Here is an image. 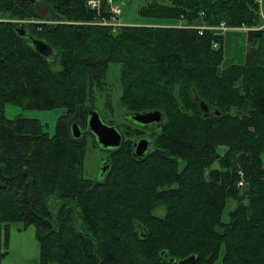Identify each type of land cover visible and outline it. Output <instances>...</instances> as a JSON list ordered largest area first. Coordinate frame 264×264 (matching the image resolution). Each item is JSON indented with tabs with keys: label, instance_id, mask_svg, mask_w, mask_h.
<instances>
[{
	"label": "trees",
	"instance_id": "16d2710c",
	"mask_svg": "<svg viewBox=\"0 0 264 264\" xmlns=\"http://www.w3.org/2000/svg\"><path fill=\"white\" fill-rule=\"evenodd\" d=\"M38 2L0 0V264L12 222L34 224L60 264H264V0L153 1L142 16L185 24L115 30L93 23L87 0ZM23 20L53 53L16 32ZM222 21L249 28L245 64L222 67V34L198 28ZM110 63L121 103L164 119L142 157L122 132L109 171L91 178L81 138L90 108L114 110ZM7 103L63 114L49 134L37 118L6 119Z\"/></svg>",
	"mask_w": 264,
	"mask_h": 264
},
{
	"label": "rangeland",
	"instance_id": "374dc122",
	"mask_svg": "<svg viewBox=\"0 0 264 264\" xmlns=\"http://www.w3.org/2000/svg\"><path fill=\"white\" fill-rule=\"evenodd\" d=\"M153 1L169 2V0H118L122 4L123 14L120 16V20L124 24H149V23H170L173 25H180L182 19H174L171 21H158V19L148 16H142L139 10L142 6H145ZM35 2H38L36 0ZM37 10L42 17L47 18L50 14L54 13L51 6L45 4L42 1L37 3ZM15 20V19H13ZM26 21V20H23ZM248 29L240 27H230L227 31L222 32V67H229L231 65H241L247 62V49H248ZM260 62L264 64V42L261 46ZM56 65H54L55 67ZM107 82L116 88H113V100L114 110L107 112L102 102H99L96 108L100 111L103 120L109 124H118V129L124 132V140L130 141L131 145L136 138L142 133H148L152 135L157 132L159 127L154 126L149 129H144L137 124H132L128 120V116L132 111L127 109L119 100V94H121V83L119 80V66L115 63H110L107 75ZM111 87V86H110ZM102 111V112H101ZM4 114L6 119H15L17 117H31L39 119L44 125L49 134H54L59 117L63 114L62 108L54 109H38L34 107H27L19 103H7L5 106ZM103 114V115H102ZM77 121V120H76ZM80 124V123H79ZM82 127V125L80 124ZM133 126V129H138V133L134 136H127L125 130ZM83 131L85 127H82ZM81 140H86L87 150L84 161V168L82 170L83 175L88 177L97 178L101 177L99 173L98 164L100 159L108 158L109 167L105 171L106 174L110 169V152L104 151L102 147L95 141L94 136L90 133H86ZM134 146V145H133ZM224 149L222 148V151ZM264 162V152L262 153ZM98 168V170H97ZM100 174V175H99ZM236 206L235 201H231L225 216L228 215V210ZM7 254L2 260L1 264H60V262L54 259L51 255H45L42 252L41 244L37 235V227L34 224L25 226L22 222H12L9 230V240L6 247ZM215 264H220V261Z\"/></svg>",
	"mask_w": 264,
	"mask_h": 264
},
{
	"label": "water",
	"instance_id": "95a60500",
	"mask_svg": "<svg viewBox=\"0 0 264 264\" xmlns=\"http://www.w3.org/2000/svg\"><path fill=\"white\" fill-rule=\"evenodd\" d=\"M35 2L36 0H30ZM16 32L23 37H27L35 46V48L40 51L42 54L49 55L53 53V48L43 40L35 38L27 24L23 21L18 22L16 26ZM202 107L207 110V106L202 103ZM128 117H131L133 122H137L141 125L148 126L150 124H157L163 121L164 114L160 110H147L142 112H133ZM71 130L74 137L79 138L83 135V129L80 126L78 121H73L71 124ZM86 131H89L95 135L97 143L100 147L103 148H118L122 145L123 134L118 129L115 124H109L105 122L101 116L100 111L92 107L88 113V121ZM152 141L146 137L137 139L134 143V156L142 157L146 152L151 148ZM109 164L105 163L102 167L99 168V173L104 176L105 171L108 169ZM191 258L181 260L180 264H186ZM171 261H175L174 258H171Z\"/></svg>",
	"mask_w": 264,
	"mask_h": 264
},
{
	"label": "built area",
	"instance_id": "2783aa9c",
	"mask_svg": "<svg viewBox=\"0 0 264 264\" xmlns=\"http://www.w3.org/2000/svg\"><path fill=\"white\" fill-rule=\"evenodd\" d=\"M259 2L261 3L262 0H259ZM86 4L95 12V21L93 23L111 26L113 30L124 25L120 20L124 10L118 0H87ZM106 12L109 16L105 14ZM198 28L201 33L204 29H211L217 34H222L223 31H227L230 27L225 21H222L217 25H200ZM214 46L217 47L218 43L214 42Z\"/></svg>",
	"mask_w": 264,
	"mask_h": 264
},
{
	"label": "flooded vegetation",
	"instance_id": "af4514ba",
	"mask_svg": "<svg viewBox=\"0 0 264 264\" xmlns=\"http://www.w3.org/2000/svg\"><path fill=\"white\" fill-rule=\"evenodd\" d=\"M128 118V120L132 123V124H139V123H137V122H133L132 121V119H131V117H127ZM142 128H144V129H149L150 127H154V126H156L157 124H150V125H148V126H144V125H141V124H139ZM93 135V134H92ZM142 137H146V138H148L150 141H152V139H151V135H149L148 133H142V134H140L137 138H136V140L137 139H140V138H142ZM135 140V141H136ZM135 141L133 142V145H134V143H135ZM102 149H104V151H108V152H111L112 150H114L115 148H103L102 147ZM100 163L98 164V168H99V165H100V167H102L105 163H107L108 162V158L106 157V158H101L100 159V161H99ZM98 168H97V170H98Z\"/></svg>",
	"mask_w": 264,
	"mask_h": 264
},
{
	"label": "crops",
	"instance_id": "0c3cea01",
	"mask_svg": "<svg viewBox=\"0 0 264 264\" xmlns=\"http://www.w3.org/2000/svg\"><path fill=\"white\" fill-rule=\"evenodd\" d=\"M183 21V20H182ZM184 23V21L181 23V24H183ZM240 28H245V29H248V28H246V27H240ZM261 37H263V40H264V33H263V35L261 36ZM264 42V41H263ZM262 46V45H261Z\"/></svg>",
	"mask_w": 264,
	"mask_h": 264
}]
</instances>
